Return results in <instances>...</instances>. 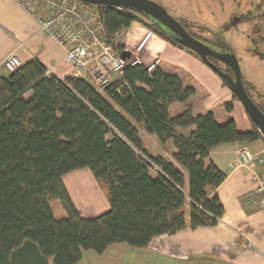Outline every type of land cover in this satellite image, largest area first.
<instances>
[{
	"label": "trees",
	"instance_id": "obj_1",
	"mask_svg": "<svg viewBox=\"0 0 264 264\" xmlns=\"http://www.w3.org/2000/svg\"><path fill=\"white\" fill-rule=\"evenodd\" d=\"M96 7L106 41L126 57L130 54L114 35L133 22L185 47L141 11ZM256 18L264 23V11ZM47 72L34 58L0 76V264H49L50 259L75 264L83 251L101 255L123 243L147 248L157 236L219 223L225 208L215 191L226 173L208 161L210 151L224 143L264 141L249 115L251 131L240 130L233 118L218 122L212 111L194 115L196 89L158 66L149 71L142 63L128 65L102 87ZM217 75L233 93L224 103L231 112L239 99ZM244 85L264 112V103L251 93L253 84ZM174 103L184 105L175 116ZM192 126L189 135L177 131ZM142 132L156 135L160 144L172 140L173 160L150 155ZM80 168L91 170L110 204L94 218L79 214L63 182V175ZM54 203L65 211L61 218L53 213Z\"/></svg>",
	"mask_w": 264,
	"mask_h": 264
},
{
	"label": "crops",
	"instance_id": "obj_2",
	"mask_svg": "<svg viewBox=\"0 0 264 264\" xmlns=\"http://www.w3.org/2000/svg\"><path fill=\"white\" fill-rule=\"evenodd\" d=\"M23 1L28 0H0V76L10 73L3 67V61L11 53H16L22 63L34 58L39 59L59 78L74 75L67 58V49L42 29L39 18L24 7ZM41 13L47 16L44 11ZM136 23L133 22L129 28L118 32L115 35L116 42L124 45L132 57H139L144 65H149L158 57L160 60L156 66L167 73L179 75L185 86L196 89L186 77L188 71L180 69V64L173 58L185 57L184 55L193 57L194 54L172 45L157 34L149 37L143 50L137 52L136 47L148 28ZM119 76L112 74L110 79L114 80ZM220 80L219 83L224 86ZM29 94L28 92L25 96ZM228 96L231 100L232 91H228ZM191 102L194 115L204 114L199 113L195 96ZM211 106L214 107V104ZM183 109V104L174 103L170 106V113L175 116ZM214 114L220 123L233 118L240 130L253 129L240 100H234L233 110L227 114L228 118L224 119L222 111ZM193 130L194 126L177 128V131L184 135H189ZM140 137L146 151L149 149L146 140L159 142L154 134L142 132ZM166 143H171L173 160L172 154L176 147L172 140ZM243 148L264 151V141L257 139L250 143H224L210 151L208 161L214 162L226 173L225 180L215 191L225 208L217 225L187 227L174 234L160 235L155 237L147 248H133L123 243L109 247L101 255L91 250L83 251L82 258L75 264H264V207L247 203L245 194L251 187V173L245 167L235 166L239 160V150ZM159 154L165 157L164 154ZM259 171L264 172V166H261ZM63 182L83 218L97 217L110 208L105 193L89 168L66 173L63 175ZM51 207L53 209V204ZM61 209L60 218L65 215L62 207ZM49 264H53V259L49 260Z\"/></svg>",
	"mask_w": 264,
	"mask_h": 264
},
{
	"label": "built area",
	"instance_id": "obj_3",
	"mask_svg": "<svg viewBox=\"0 0 264 264\" xmlns=\"http://www.w3.org/2000/svg\"><path fill=\"white\" fill-rule=\"evenodd\" d=\"M23 5L39 18L42 29L67 49L74 76L90 79L102 87L112 81V74L121 76L128 65L141 63L139 57L123 56L106 41L96 6L75 0H28L23 1ZM153 35L155 33L148 29L136 51L140 53ZM159 60L157 57L147 69L154 70ZM21 64L16 53H11L3 61V67L8 72L15 71ZM47 73L52 72L48 69ZM239 161L240 166L248 167L251 173V187L245 194L246 200L264 207V173L259 171L264 166V151L240 149Z\"/></svg>",
	"mask_w": 264,
	"mask_h": 264
},
{
	"label": "rangeland",
	"instance_id": "obj_4",
	"mask_svg": "<svg viewBox=\"0 0 264 264\" xmlns=\"http://www.w3.org/2000/svg\"><path fill=\"white\" fill-rule=\"evenodd\" d=\"M162 4L171 15L185 16L192 19L197 25L202 27H210L219 30L220 25L227 20L228 12L233 9L244 10L243 13H248L252 8L260 5L261 10L264 11V0H155ZM139 22L136 25L140 26ZM142 26V24H141ZM254 27H259V34H253ZM219 28V29H218ZM242 29V30H240ZM233 33V32H232ZM246 33L247 35H244ZM253 35L256 41L259 43V49L264 54V23L258 21L247 22V25H239V29L235 28L234 34L229 35L228 39L234 44H247L249 43V36ZM247 37V38H246ZM247 46V45H246ZM181 48V47H180ZM188 52L194 54L190 49ZM178 56V55H177ZM173 57L180 69H185L186 77L192 82L197 89V95H195V104L199 113H206L209 111L224 113V119L228 118L224 103L229 101L227 86H222L219 83L220 77L210 69L204 62L199 60L200 58L194 54V56L184 55ZM261 56V57H260ZM156 59V58H155ZM242 69L243 78L246 81H250L254 84V88L251 90L252 95L258 102L264 103V58L262 54H252L246 57H242L239 60ZM148 66V65H146ZM184 73V72H183ZM185 74V73H184ZM222 82V80H220ZM223 83V82H222ZM231 91V90H230ZM263 93V94H262ZM262 94V95H261ZM214 104V107L211 105ZM211 106V107H210ZM244 107V106H243ZM110 138V136H109ZM148 145L147 152L153 156H160L159 152L164 154L166 159L171 160V143L160 144L154 141L146 140ZM145 146V145H144ZM251 152L249 148H247ZM146 150V149H145ZM235 166H240V161H236ZM242 167V166H240ZM246 169L248 167L243 166ZM249 170V169H248ZM264 173V172H263ZM152 174H157V169H152ZM53 213L56 217L62 213L61 205L59 203L53 204Z\"/></svg>",
	"mask_w": 264,
	"mask_h": 264
},
{
	"label": "water",
	"instance_id": "obj_5",
	"mask_svg": "<svg viewBox=\"0 0 264 264\" xmlns=\"http://www.w3.org/2000/svg\"><path fill=\"white\" fill-rule=\"evenodd\" d=\"M93 5H109L114 7H130L141 11L159 21L172 34L177 41L186 48L199 55L202 61L213 71L227 80L233 92L243 104L249 117L258 126L264 136V112L247 93L242 80L240 63L233 53H220L212 49L204 41L191 35L186 28L168 10L155 0H75ZM124 56V55H123ZM215 57L226 63L232 69L235 79L221 70L209 57Z\"/></svg>",
	"mask_w": 264,
	"mask_h": 264
},
{
	"label": "flooded vegetation",
	"instance_id": "obj_6",
	"mask_svg": "<svg viewBox=\"0 0 264 264\" xmlns=\"http://www.w3.org/2000/svg\"><path fill=\"white\" fill-rule=\"evenodd\" d=\"M159 3V2H158ZM93 6H99V5H93ZM261 6L257 5V7H253L252 10H250L248 13H243L244 10H238L233 9L228 12L227 20L220 25V29L216 30L210 27H202L197 25L195 22L192 21L190 18H186L185 16H179V15H172L174 16L185 28L186 30L193 35L194 37L204 41L206 44H208L212 49H214L217 52L220 53H233L237 60H241L242 57H246L248 55L256 54L258 55L263 54V51L259 49V43L255 40L253 35L249 36V43L245 44H234L231 43L228 39L229 35L234 34L235 28L239 29V25H247V22L250 21H258L256 18V15L262 11ZM260 22V21H258ZM262 23V22H260ZM242 30V29H240ZM233 32V33H232ZM260 28L254 27L253 34H259ZM174 35V34H173ZM244 35H247L244 33ZM175 36V35H174ZM247 38V37H246ZM192 51V50H190ZM194 52V51H192ZM195 53V52H194ZM197 53H195L196 55ZM198 55V54H197ZM264 55V54H263ZM199 56V55H198ZM261 57V56H260ZM201 59V58H200ZM209 59L215 63L221 70L229 74L232 78L235 79L234 73L230 66H228L223 61L215 58V57H209ZM202 60V59H201ZM240 63V62H239ZM241 67V66H240ZM242 71V69H241ZM242 75L243 84L244 82H250L246 81ZM253 84L252 82H250ZM245 86V85H244ZM254 86V84H253Z\"/></svg>",
	"mask_w": 264,
	"mask_h": 264
}]
</instances>
